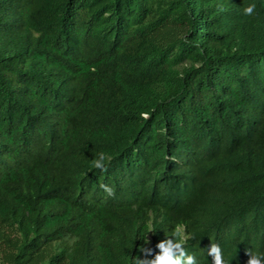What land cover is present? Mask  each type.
Instances as JSON below:
<instances>
[{"label":"trees","instance_id":"1","mask_svg":"<svg viewBox=\"0 0 264 264\" xmlns=\"http://www.w3.org/2000/svg\"><path fill=\"white\" fill-rule=\"evenodd\" d=\"M176 226L197 264L264 256V0H0V264H134Z\"/></svg>","mask_w":264,"mask_h":264},{"label":"clouds","instance_id":"2","mask_svg":"<svg viewBox=\"0 0 264 264\" xmlns=\"http://www.w3.org/2000/svg\"><path fill=\"white\" fill-rule=\"evenodd\" d=\"M255 13V4H248L244 8L245 15H253ZM144 115V114H142ZM110 162L104 152L97 154V158L93 160V166L101 171H107V165L105 161ZM103 188L108 195H114V190L106 184H102ZM149 232H152L149 228ZM188 237L185 235L183 227L176 226L173 231V235L167 236V238L159 241L156 248L159 251H155L150 247L141 246L140 251L143 253V258L137 256L134 260V264H197L194 255H190L185 250V243ZM150 243L148 239L145 240V244ZM208 255L212 257L213 264H226L223 259V253L218 243H212L208 247ZM248 260L246 264H264V256L261 254L248 251Z\"/></svg>","mask_w":264,"mask_h":264}]
</instances>
